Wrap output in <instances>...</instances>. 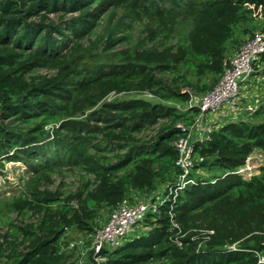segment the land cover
Segmentation results:
<instances>
[{
  "label": "trees",
  "instance_id": "16d2710c",
  "mask_svg": "<svg viewBox=\"0 0 264 264\" xmlns=\"http://www.w3.org/2000/svg\"><path fill=\"white\" fill-rule=\"evenodd\" d=\"M259 14L264 0H0V166L32 172L0 211V264H76L71 230L92 235L105 209L173 182L188 134L177 123L199 115L177 104L213 88ZM249 117L194 143L196 169L222 174L198 176L86 264H264V165L228 173L264 151V104ZM65 169L77 184L52 189Z\"/></svg>",
  "mask_w": 264,
  "mask_h": 264
},
{
  "label": "built area",
  "instance_id": "2783aa9c",
  "mask_svg": "<svg viewBox=\"0 0 264 264\" xmlns=\"http://www.w3.org/2000/svg\"><path fill=\"white\" fill-rule=\"evenodd\" d=\"M250 7L254 6L251 5ZM259 16H262V14H259ZM263 53L264 31L248 35L237 47L234 55L229 59L228 66L212 89L201 95H196L190 91V99L186 106L182 108L186 110L191 107H197L199 115L195 123L189 127L182 123H177V127L187 130L188 134L187 136L179 137L175 141L178 151L175 166L179 170L175 180L168 184L166 193L162 197L154 200H134L133 202L125 200L114 208L109 218L97 227L92 234L90 253L93 254L95 261L98 263L104 261L106 251L120 247L133 237L135 227L145 219L148 213L157 212L158 205L168 200L175 202L181 190L196 182L198 169L195 167L197 159L194 152V143L197 140L208 137L213 130L212 125L203 126L207 115L218 113L224 109H226V114L230 115L237 110L242 84L258 71L261 64L260 58ZM149 96L152 97L151 94ZM258 108L257 106L248 109L249 115ZM200 128V136H197L198 139H193L194 130ZM263 165L264 163L260 162L257 156L253 154L248 157L244 165L228 173L250 179L259 172L260 167ZM74 246L73 242H69V248ZM102 250H105V252L101 253ZM82 256L85 258L89 255L86 251H82ZM84 261V259H80L79 264H83Z\"/></svg>",
  "mask_w": 264,
  "mask_h": 264
},
{
  "label": "rangeland",
  "instance_id": "374dc122",
  "mask_svg": "<svg viewBox=\"0 0 264 264\" xmlns=\"http://www.w3.org/2000/svg\"><path fill=\"white\" fill-rule=\"evenodd\" d=\"M247 29L248 31H245ZM264 31V18L263 16H257L254 22L248 23L241 28L238 29L236 34V39L243 42V40L247 37V34H253L254 32ZM235 44V43H234ZM240 45V44H239ZM238 45V46H239ZM237 47L235 45L230 44L228 57L231 58ZM211 82V79H208ZM117 95H112L111 98H116ZM132 96H137V94H124L119 95L120 98H130ZM138 96L151 98L149 94H139ZM118 98V97H117ZM264 102V63L260 64V68L256 71L248 81L242 84L241 96L238 99L239 107L229 116L235 117L241 111L247 113L252 107H257L259 104ZM180 107H185L186 103H178ZM242 107V109H240ZM240 109V110H239ZM228 116V117H229ZM240 116V115H238ZM248 115L247 117H243V119L250 120ZM253 121V120H251ZM202 128V127H201ZM200 129L194 130L192 134L193 139H198L197 136H200ZM254 155L257 156V159L264 163V151L261 149H257L254 152ZM218 174H222V171L217 168H199L197 172V176H204L207 178H212ZM81 173L79 171H72L69 169H65L62 174H54V184L51 186L52 189L56 188L60 185L61 182H64L66 185L64 186V190L73 188L80 177ZM32 176V172L23 162H14L8 161L4 162V166H0V211L6 208V205L16 196L20 195L27 186V183ZM168 182H159L157 185V189L152 192H133L132 199L135 200H154L158 197H162L166 193V188L168 186ZM111 211L109 209H105L99 220L98 223H104L110 216ZM15 213L11 214L12 217H17L18 221H29L32 216L22 217ZM5 227L2 223H0V231H2ZM144 223L135 227V234H139L145 231ZM68 238L70 239L69 242H73L75 246L73 248H69V242L67 248L72 251L75 250V259L76 264H79L80 259H84V263L86 264L88 261V256L83 258L82 251H86L89 255L90 253V246L92 244V235L88 233H81L75 230H71Z\"/></svg>",
  "mask_w": 264,
  "mask_h": 264
},
{
  "label": "crops",
  "instance_id": "0c3cea01",
  "mask_svg": "<svg viewBox=\"0 0 264 264\" xmlns=\"http://www.w3.org/2000/svg\"><path fill=\"white\" fill-rule=\"evenodd\" d=\"M262 104H264V102H262L261 104L258 105V107H260ZM240 109H242V107H240ZM239 109V110H240ZM226 109L218 112V113H215V114H208L206 119H205V122L203 123V126H207V125H212V126H218L220 124H223L225 122H228V121H233V120H239L243 117H247L249 115V112L247 113H243L242 111L236 115L235 117H231L229 116L228 114H226ZM229 116V117H228Z\"/></svg>",
  "mask_w": 264,
  "mask_h": 264
},
{
  "label": "water",
  "instance_id": "95a60500",
  "mask_svg": "<svg viewBox=\"0 0 264 264\" xmlns=\"http://www.w3.org/2000/svg\"><path fill=\"white\" fill-rule=\"evenodd\" d=\"M209 161V159H203L201 162H200V165H204L206 164L207 162ZM105 252V250H102L101 253Z\"/></svg>",
  "mask_w": 264,
  "mask_h": 264
}]
</instances>
